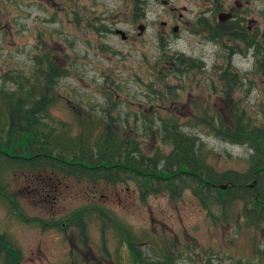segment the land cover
Segmentation results:
<instances>
[{
	"label": "rangeland",
	"instance_id": "1",
	"mask_svg": "<svg viewBox=\"0 0 264 264\" xmlns=\"http://www.w3.org/2000/svg\"><path fill=\"white\" fill-rule=\"evenodd\" d=\"M161 1L138 0L145 11L139 18L131 0H0V89L17 88L10 80L16 75L27 84L41 81L33 73L36 60L41 68L54 61L67 75L56 83L50 113L68 122L73 135L94 105L109 132L121 123L130 130L135 122L142 154L166 155L170 148L155 132L159 121L173 119L200 139L205 162L216 172L243 173L251 150L224 142L216 130L232 128L238 118L254 124L264 115V73L257 72L264 59V0H251L243 13L254 20V52L211 34L217 14L234 9L235 0ZM93 130L92 139L102 127ZM97 189L92 201L88 189L70 183L69 195L41 212L38 198H20L30 216H60L88 204L103 208L109 216L93 214L86 243L75 230L43 231L15 220L1 200L0 236L19 250L21 264H136L131 248L144 263L171 257L172 264H264V227L244 222L240 203L221 212L216 205L205 209L190 191L171 200L141 198L132 183Z\"/></svg>",
	"mask_w": 264,
	"mask_h": 264
},
{
	"label": "trees",
	"instance_id": "2",
	"mask_svg": "<svg viewBox=\"0 0 264 264\" xmlns=\"http://www.w3.org/2000/svg\"><path fill=\"white\" fill-rule=\"evenodd\" d=\"M224 26L228 37L233 39V23ZM261 59L257 72L264 73V59ZM36 61L42 64L41 59ZM38 65L33 73L43 83L34 79L27 84L16 75L10 80L17 88L1 86L0 89V200L15 220L43 231L75 230L86 243L93 214L97 212L108 218L103 208L88 204L60 216H30L26 202L20 198H38L36 205L41 212L50 202L60 204L64 193L69 195L70 183L88 189L92 201L98 186L132 183L136 184L141 198L167 195L174 200L190 191L205 209L216 205L221 212L231 209V204L240 203L244 222L255 228L264 227V115L255 125L248 124L252 122L250 118L248 121L238 118L232 128L216 130L222 133L224 142L245 145L251 150L245 172L218 173L206 164L200 139L182 132L181 125L173 119L159 121L155 130L162 146L170 148L166 155L142 154L138 143L139 125L135 122L130 130H125L128 124L121 123L117 132H109L103 119L94 115L97 112L94 105L85 117L78 119L80 133L74 136L68 122L56 120L50 113L57 101L53 90L66 72L59 70L54 61H48L43 68ZM72 114L78 118L75 110ZM96 127H102V132L92 139L90 131ZM214 127L211 126L212 130ZM140 130L146 131L144 127ZM126 131L132 136H127ZM126 235L131 237L128 232ZM123 239L128 243L125 233ZM131 249L136 264H172L171 257L144 263L137 249ZM260 249L264 252V244ZM126 253L129 255L130 250ZM21 261L19 250L0 236V264H21Z\"/></svg>",
	"mask_w": 264,
	"mask_h": 264
},
{
	"label": "flooded vegetation",
	"instance_id": "3",
	"mask_svg": "<svg viewBox=\"0 0 264 264\" xmlns=\"http://www.w3.org/2000/svg\"><path fill=\"white\" fill-rule=\"evenodd\" d=\"M131 1H132L131 3L133 4L132 11H133L134 16L142 18L145 14V11H144V8L140 9L139 7V4L141 2L138 3V0L136 1L131 0ZM161 4L168 5L169 3L168 1L162 0ZM250 4H251V0H235L234 9L229 8L227 12L224 11L225 9H222L221 11L219 10L220 12L216 16V24L214 26V29L211 32L212 36L215 37L216 39L230 38L228 37L229 33L226 32L227 28L224 25L228 22H232L233 29H234L233 30V36H234L233 40H235V42L238 45H241L246 50L253 52L255 49L257 40H258L256 31L255 32L253 31L254 20L247 19V17L243 14V13H246L245 9H249ZM135 8H138V9H135ZM170 11H172L173 13L175 9L171 8ZM221 14L223 16L229 15V17L228 18L220 17L219 15ZM162 25L166 26V23L163 22ZM137 29L139 30V35H141L145 28H144V25L139 24ZM177 30H178V27H174L172 31L176 32ZM114 33L118 34L120 37L121 35H123V38L121 37V39L124 41L128 39L127 35L123 31L118 30V31H115Z\"/></svg>",
	"mask_w": 264,
	"mask_h": 264
},
{
	"label": "water",
	"instance_id": "4",
	"mask_svg": "<svg viewBox=\"0 0 264 264\" xmlns=\"http://www.w3.org/2000/svg\"><path fill=\"white\" fill-rule=\"evenodd\" d=\"M220 17H224V18H228L229 17V15H225V16H223L222 14L221 15H219ZM121 37L123 38V35H121ZM225 188V186H220V189H224Z\"/></svg>",
	"mask_w": 264,
	"mask_h": 264
}]
</instances>
